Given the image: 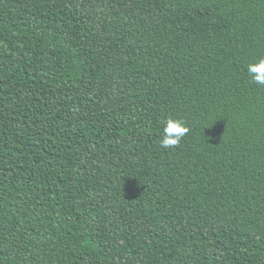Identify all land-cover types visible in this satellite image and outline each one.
<instances>
[{
	"label": "trees",
	"instance_id": "obj_1",
	"mask_svg": "<svg viewBox=\"0 0 264 264\" xmlns=\"http://www.w3.org/2000/svg\"><path fill=\"white\" fill-rule=\"evenodd\" d=\"M261 57L264 0H0V264H264Z\"/></svg>",
	"mask_w": 264,
	"mask_h": 264
},
{
	"label": "clouds",
	"instance_id": "obj_2",
	"mask_svg": "<svg viewBox=\"0 0 264 264\" xmlns=\"http://www.w3.org/2000/svg\"><path fill=\"white\" fill-rule=\"evenodd\" d=\"M246 71L253 83L264 86V57L248 63ZM189 131L184 120L167 118L163 123L160 144L165 148L176 147Z\"/></svg>",
	"mask_w": 264,
	"mask_h": 264
}]
</instances>
